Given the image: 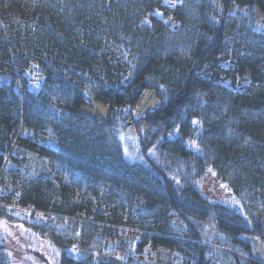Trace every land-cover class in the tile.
<instances>
[{"label": "trees", "instance_id": "trees-1", "mask_svg": "<svg viewBox=\"0 0 264 264\" xmlns=\"http://www.w3.org/2000/svg\"><path fill=\"white\" fill-rule=\"evenodd\" d=\"M194 1L203 10H183L180 44H200L172 57L154 20L136 28L160 0H0V202L53 213L44 227L0 208V223L48 247L68 217L127 225L178 264H264V0H221L217 15ZM234 41L244 48H222ZM145 89L159 103L136 115ZM93 101L104 118L78 112ZM206 176L232 197L207 196ZM158 206L183 228L149 219ZM14 251L0 240V264H20Z\"/></svg>", "mask_w": 264, "mask_h": 264}, {"label": "rangeland", "instance_id": "rangeland-1", "mask_svg": "<svg viewBox=\"0 0 264 264\" xmlns=\"http://www.w3.org/2000/svg\"><path fill=\"white\" fill-rule=\"evenodd\" d=\"M221 0H214V13L217 15L222 10ZM202 4L194 0H160L159 7L152 8V11H147V17L144 25L136 26L143 28L151 20L158 25L160 33L164 36L167 44H171L172 57H182L181 54L190 53L191 48H196L200 42H194L190 47L183 48L180 44V22L184 17L183 10L187 8L191 11L195 9L198 12L202 11ZM182 16V17H181ZM191 15L187 17L190 18ZM226 28L224 35L230 37L235 18L232 11L227 15ZM257 30H262L264 27V13L258 14ZM140 28V29H141ZM231 38V37H230ZM238 43V42H237ZM235 41L232 44L222 48H228L235 45L234 48H244L243 45L237 44ZM237 44V45H236ZM169 47V46H168ZM178 48V49H177ZM182 61L184 59H177ZM212 59L208 60L209 64ZM208 64V65H209ZM159 103L158 97L148 89L143 90L136 105L134 112L136 115H142L146 111L154 108ZM78 112L89 118H104L108 112V105L101 101H93V104H83L78 107ZM239 120L235 121V126H238ZM10 148L6 143L0 145V156L2 152ZM235 183L232 184L235 189ZM201 188L204 193L212 199L227 200L232 197V191L225 184L214 181L213 177L206 176L201 183ZM0 208H4L5 212L10 214H21L24 220H32L41 226H47V223L53 217V213H48L46 210H35L30 205H17L16 203H1ZM147 217L154 220H163L159 222V226L171 230L178 227L183 228L182 222L175 213L165 206L155 207V210H148ZM262 222L264 223V210L262 214ZM67 225L60 231L58 235H52L54 243L48 247L43 240L37 238L22 224L6 225L0 223V240H3L11 251L15 250L14 255L17 263L20 264H59L60 251L64 250L68 258L80 264H100L106 256H115L122 258L121 264H178L177 257L180 254L167 246H152L141 245L135 234L132 226L122 225L117 227L100 221H91L88 225L87 221L80 220L74 217L65 218ZM88 220V218L86 219ZM255 248L258 253H264V244L257 237H253ZM184 258L186 255H183Z\"/></svg>", "mask_w": 264, "mask_h": 264}, {"label": "snow or ice", "instance_id": "snow-or-ice-1", "mask_svg": "<svg viewBox=\"0 0 264 264\" xmlns=\"http://www.w3.org/2000/svg\"><path fill=\"white\" fill-rule=\"evenodd\" d=\"M195 122V121H194Z\"/></svg>", "mask_w": 264, "mask_h": 264}]
</instances>
